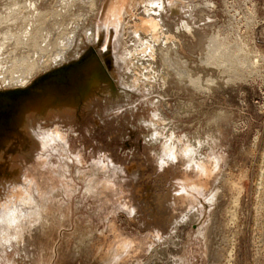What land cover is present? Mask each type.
Returning <instances> with one entry per match:
<instances>
[{
	"label": "rangeland",
	"instance_id": "obj_1",
	"mask_svg": "<svg viewBox=\"0 0 264 264\" xmlns=\"http://www.w3.org/2000/svg\"><path fill=\"white\" fill-rule=\"evenodd\" d=\"M137 1H77L59 17L65 0H0L16 36L29 17L78 29L53 34L49 50L77 34L67 59L0 89L30 91L0 100V210L21 196L36 219L0 232V264H264V0H162L159 36L140 42ZM171 140L203 169L162 160Z\"/></svg>",
	"mask_w": 264,
	"mask_h": 264
},
{
	"label": "bare ground",
	"instance_id": "obj_2",
	"mask_svg": "<svg viewBox=\"0 0 264 264\" xmlns=\"http://www.w3.org/2000/svg\"><path fill=\"white\" fill-rule=\"evenodd\" d=\"M5 1V0H4ZM8 1V0H7ZM43 1V0H42ZM62 1V0H61ZM64 1V0H63ZM77 1H84V2H88V4H90V6L92 7V9H93V7H94V9L96 8V0H65V6L62 8V10L59 8V10H58V8H56L57 9V11H56V13H58V15H59V17H63L65 14L67 15V14H69V13H67V12H69V11H71L72 12V10L70 9L71 7L73 8V6L77 3ZM98 1V0H97ZM24 2H26V1H24ZM30 2V1H29ZM38 2H40V1H38ZM84 2L82 3V5L84 4ZM136 2V1H135ZM2 3V2H1ZM32 3V2H31ZM31 3H29L28 4V1H27V4L28 5H30ZM58 3H60V2H58ZM12 4V3H11ZM27 4L26 5H24L25 7L27 6ZM63 3H61V5H62ZM8 5H10V2H9V4ZM60 5V4H59ZM77 5V4H76ZM75 5V6H76ZM137 5L140 7L141 6V9H142V13L144 14V16L142 17V23H141V27L140 28H137V32H136V34H137V36L139 37L138 39H139V42L140 41H142V38L140 37V32L142 31V30H145L146 32H150V33H152V36L153 37H158L159 36V31H160V28H161V26H163L164 25V20H163V18H162V12H161V10H162V8L164 7L163 6V3H162V0H147V2H145L144 0H139V1H137ZM176 5V4H175ZM11 6H13V5H10V7ZM16 6H18V5H16ZM34 6V5H33ZM85 6V5H84ZM174 6V5H173ZM172 6V7H173ZM14 7V6H13ZM23 7V6H22ZM31 7V6H30ZM35 7L37 8V5H35ZM34 7V8H35ZM39 7H41V6H39ZM59 7V6H58ZM62 7V6H61ZM175 7V6H174ZM82 8V7H81ZM84 8V7H83ZM90 8V7H89ZM12 9V8H11ZM14 9V11L17 9H15V8H13ZM13 9H12V11H13ZM20 9H21V7H20ZM24 9V8H23ZM38 9V8H37ZM75 9V8H74ZM80 9V8H79ZM86 9H88V6H87V8ZM140 9V10H141ZM1 10V9H0ZM25 10V9H24ZM27 10H28V7H27ZM26 10V11H27ZM76 10H78V9H76ZM19 11V10H18ZM22 11V10H21ZM25 11V12H26ZM32 11V10H31ZM41 10H39V12H40ZM84 11H85V8H84ZM90 10H88V12H89ZM163 11V10H162ZM3 12V11H2ZM20 12V11H19ZM71 12H70V15H71ZM4 13V12H3ZM7 13V12H6ZM8 13H10V12H8ZM14 13V12H13ZM12 13V14H13ZM28 13H30V15H32L31 14V12H29L28 11ZM78 13H79V11H78ZM81 13V12H80ZM87 13V12H86ZM15 14V13H14ZM18 14H22V13H18ZM38 14H41V13H38ZM75 14H77V12L75 13ZM75 14H74V16H75ZM83 14L84 13H82V15L81 16H83ZM27 15V13L25 14V16ZM72 15H73V13H72ZM80 15V14H79ZM78 15V16H79ZM8 16V17H7ZM17 16V15H16ZM22 16V15H21ZM23 16H24V14H23ZM22 16V17H23ZM77 15H76V17H78ZM20 17V16H19ZM18 16H17V18H19ZM32 17V16H31ZM37 17L38 18H40L41 17V15H40V17L37 15ZM12 18H15V17H13L11 14H6L5 16L3 15V14H0V26H2V25H5L4 26V28H2V27H0V33L2 34V32L4 33V39L3 40H1L0 41V55H3L2 57H4V55H6V54H8V56L7 57H10V58H12V63H11V65L8 67L7 66V68H5V67H2L1 68V66H0V89H5L6 87H8V88H20V87H23V86H27V84H29L31 81H32V79L35 77V76H37L41 71H44V70H47V69H50L51 68V66H52V64L53 63H55V62H57V61H63V60H65V59H67V56H68V54L70 53V50H69V47L71 46V47H73L74 48V46L76 45V42H77V40H76V35H71L72 37H66V39H61L62 41L61 42H57L58 44L57 45H59L58 47V49L57 50H53L54 49V47H55V45H56V43H55V45H54V47L52 48V50H49V48H51L50 47V45H51V43H53L52 42V40L54 39L53 38V34H55V36H56V34L61 38V36L59 35V34H61V35H65L66 34V36L68 35H70V33L71 34H73V33H75L76 31H78V29H74L73 27V32H70V33H66L65 32V34H62L60 31H59V28L61 27V18L60 19H56V21H55V24H54V26H55V28H54V30H55V32L53 31V29H49L50 27H48V26H46V24L48 23L47 21H45L44 20V18H43V20H41V18H40V20H39V24H37V25H34V23L32 22L33 20H32V18H31V22H30V17H29V22L30 23H28V21H27V23L29 24V25H27V23H26V26H28V27H23L24 28V30H23V33L21 34L18 30H17V32H19V34L20 35H17L16 36V34L15 33H11V29H13V28H10L11 26H8V25H10V23L12 24V21L10 22V20L12 19ZM16 18V19H17ZM26 18V17H25ZM34 18V17H33ZM56 18V17H55ZM80 18V17H79ZM82 18V17H81ZM19 19H21V17L19 18ZM23 19V18H22ZM22 19H21V21H22ZM28 19V18H27ZM35 19H36V22H38L37 21V18H36V16H35ZM54 20V19H53ZM52 20V21H53ZM73 20V19H72ZM10 22V23H9ZM23 22H24V20H23ZM26 22V21H25ZM73 22V21H72ZM75 22H77V21H75L74 20V23ZM22 23V22H21ZM21 23L20 24H18V22L16 21V23H14V25L15 24H17V25H19V26H22L21 25ZM46 23V24H45ZM74 23H72V24H74ZM23 24H25V23H23ZM77 24V23H76ZM17 25L15 26V27H17ZM75 25V24H74ZM78 26H79V24H77ZM76 25V26H77ZM19 26H18V28H19ZM50 26V25H49ZM75 26V27H76ZM13 27V26H12ZM14 27V28H15ZM22 28V27H21ZM57 28H58V30H57ZM3 29V30H2ZM15 29H17V28H15ZM14 29V31H12V32H15L16 30ZM63 29V28H62ZM11 30V31H10ZM64 30V29H63ZM68 30V29H67ZM69 30H72V29H69ZM21 31H22V29H21ZM66 31V30H65ZM89 31H91V29H89V30H87V32H86V37L90 40V38L92 37V39L94 38V35H90L89 34ZM94 31V30H93ZM93 31L91 32V33H93ZM16 32V33H17ZM67 32H69V31H67ZM100 31H99V29H98V33H99ZM41 33H42V35H41ZM78 33V32H77ZM18 34V33H17ZM1 38V37H0ZM57 38V37H56ZM59 38V39H60ZM2 39V38H1ZM12 39H14V42L13 41H11V43H15V45H12V46H14V47H12V48H14L13 50H15V49H20V50H23V48L22 47H20V46H28V48L29 49H31L33 52L32 53H34V54H32L30 51H28L26 48L27 47H25L24 48V50L26 49V52L28 51V53L27 54H25V52H20V54L19 55H14V51H12L11 49H10V51L7 49V43L10 41V40H12ZM58 39V40H59ZM81 41H84V37H81ZM54 42H56V40L54 41ZM10 44V43H9ZM54 44V43H53ZM216 44V43H215ZM56 45V46H57ZM61 45V46H60ZM52 46V45H51ZM150 46H152V44L150 45ZM212 46H213V43H212ZM215 46V45H214ZM213 46V47H214ZM9 47L11 48V46L9 45ZM16 47V48H15ZM211 47V46H210ZM56 48V47H55ZM145 48V50H147V51H152L153 50V48L152 47H149V48H146V47H144ZM212 48V47H211ZM218 48H221L220 46L218 47V46H215V48H212L211 50H212V52L213 53H215L216 51H218L219 49ZM18 49V50H19ZM56 51L54 54L52 53V56L50 55L49 57H48V55L49 54H46L47 55V59L45 58V60L44 59H42V57H43V53H41V52H46V51ZM16 51V50H15ZM5 52H6V54H5ZM19 52V51H18ZM30 52V53H29ZM42 55V56H39L40 54ZM50 52V53H51ZM211 52V53H212ZM38 53V56L36 55L35 56V54H37ZM48 53V52H47ZM213 55V54H212ZM1 57V56H0ZM1 57V58H2ZM209 57H211L212 59H216L215 57H213V56H209ZM208 57V58H209ZM6 58V57H5ZM106 59H108V57H105ZM210 58V59H211ZM171 59V58H170ZM5 60V59H4ZM169 60V58H167L166 59V61H168ZM2 62H3V59L1 60ZM7 61H9L8 59H7ZM7 61H5V62H7ZM170 61V60H169ZM168 61V62H169ZM172 61V60H171ZM170 61V62H171ZM209 61V60H208ZM210 61H212V60H210ZM173 63V62H172ZM176 63V62H175ZM183 63V62H182ZM5 64H7V63H5ZM9 64V63H8ZM169 64V63H168ZM171 64V63H170ZM183 66V65H182ZM170 67H172V64H171V66ZM175 67H177L176 65H175ZM175 67L173 68V69H175ZM184 67V66H183ZM92 69V75L93 76H98V75H101V74H104V73H102V68H101V66L100 65H93L92 67H91ZM176 70V69H175ZM184 70V69H183ZM63 71V68H58V69H56L54 72H51V73H49V74H47V75H45V77H50L51 75H53V74H57V73H61ZM178 72L179 71H181V70H177ZM177 71H175V73L177 74L178 72ZM179 74H180V72H179ZM179 74H177V75H179ZM185 74V73H184ZM188 74V73H187ZM181 75V74H180ZM186 75V74H185ZM107 76V75H106ZM180 77V76H179ZM183 77H187V76H183ZM182 79V78H181ZM109 80V79H108ZM29 89L28 88H22V89H11V90H7V91H0V100H4V101H15V100H17V99H19V98H23V97H26V96H28V94H29ZM35 113V108L33 107V105H29L28 106V109H27V112H26V115H25V117L26 118H30L33 114ZM181 140V139H180ZM177 143V142H176ZM174 141H172L171 140V142H169V143H166L165 145H164V151H163V154H162V160H165V158H167V159H170V158H175V157H177V155L178 154H181V155H183V156H185V157H187L188 158V161H186V162H184L183 161V164H185L186 166H188L189 168H191L192 170H195V171H199L200 172V170L201 169H203V167H202V163H199V162H197V160H196V155H195V157H194V152L195 151H193V148H191V147H189V146H186V144H185V146L183 147V146H181V145H179V144H176ZM2 159V158H1ZM159 162V161H158ZM188 164V165H187ZM18 166V165H17ZM204 169H205V166H204ZM205 172V171H204ZM184 175V177L185 178H187V179H189V174L188 173H184L183 174ZM183 178V177H182ZM190 181V180H189ZM203 182V181H202ZM207 183V182H206ZM192 184V183H191ZM4 185H6V184H4ZM185 186V185H184ZM187 186V185H186ZM199 187V186H198ZM7 188V187H6ZM3 190V189H2ZM6 190V189H5ZM15 190V189H14ZM191 190V192H189ZM189 191L187 190V188H177V190H176V192H180V191H186V192H188L189 194L190 193H192L194 196H195V193H194V191L195 192H197V193H200L201 191H200V189H198V188H196L195 186L193 187V188H191ZM9 193V192H8ZM202 193V192H201ZM11 195H14V194H10V196ZM9 195L7 194V197H8ZM1 197V196H0ZM4 197V196H3ZM13 197V196H12ZM2 199V198H1ZM13 199V200H12ZM12 199H9L6 203H4V204H2L1 205V210H0V232H5V235L6 236H8L9 238H11V240H12V238H16L15 236H16V234L17 235H19V232H17V228L21 225V224H23L24 223V226H25V224H26V222L27 221H32V219H34V220H36L35 219V217H34V213L32 214V211L34 210H32L30 207H28V208H19V207H21V206H23L21 203H20V200H22L23 198L20 196V197H18V196H15L14 195V197L12 198ZM5 200V199H4ZM211 200V199H210ZM210 200H208V201H210ZM4 202V201H3ZM2 202V203H3ZM24 207V206H23ZM16 212V213H15ZM17 212H19L20 214H22V218H20L19 217V215L17 214ZM42 214V213H41ZM173 215V214H172ZM171 215V216H172ZM177 216V215H176ZM170 218V217H169ZM169 218H168V220H169ZM170 220H171V218H170ZM20 224V225H19ZM22 228V227H21ZM13 230V231H12ZM2 233H0L1 235H4V234H2ZM21 234H23V233H21ZM21 237V235L18 237V238H20ZM22 239V238H21ZM20 240V239H19ZM23 240V239H22ZM16 242H18V239H17V241ZM20 242H21V240H20ZM23 242V241H22ZM21 242V243H22ZM21 248V247H20Z\"/></svg>",
	"mask_w": 264,
	"mask_h": 264
}]
</instances>
